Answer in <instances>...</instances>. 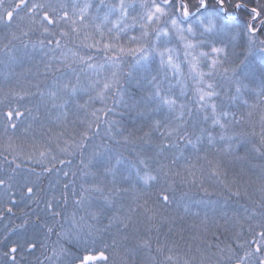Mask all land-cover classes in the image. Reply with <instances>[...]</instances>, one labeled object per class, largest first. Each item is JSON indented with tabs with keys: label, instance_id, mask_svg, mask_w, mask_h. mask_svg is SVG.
<instances>
[{
	"label": "snow or ice",
	"instance_id": "1",
	"mask_svg": "<svg viewBox=\"0 0 264 264\" xmlns=\"http://www.w3.org/2000/svg\"><path fill=\"white\" fill-rule=\"evenodd\" d=\"M0 67V264H264V0H0Z\"/></svg>",
	"mask_w": 264,
	"mask_h": 264
},
{
	"label": "trees",
	"instance_id": "2",
	"mask_svg": "<svg viewBox=\"0 0 264 264\" xmlns=\"http://www.w3.org/2000/svg\"><path fill=\"white\" fill-rule=\"evenodd\" d=\"M245 15V13L241 14V19H243V16ZM19 70V69H17ZM7 70L4 69L3 67H0V81L3 80L4 74ZM117 119H120L119 116L115 117ZM122 122L125 124L126 127H131L132 125V120L128 117L125 116L122 118ZM241 155H243V152L241 151L240 153ZM185 155H187V153H185ZM256 163H254V160L252 159L249 163L250 165H244V163H237L236 164H232L230 166V172L231 171H240L241 169H244L245 171H248L249 169L252 168V165L255 164H259L262 161L260 160V158H258L256 161ZM249 175H253L252 172L248 173ZM253 178H255L253 176ZM45 189L48 188V181L47 179H45L43 181V185H42ZM17 195H19V193L17 192ZM218 197H213V199H217ZM230 205L232 207H239V204H236L234 201H229ZM240 204H244L248 207H251V205L248 204L247 201L245 200H241ZM13 207V212L15 213V215H8L3 211L4 205L2 203H0V215H4V219L0 220V240H3V236L5 234L8 235L9 240L8 241H4V243H8L11 240L16 239V234L14 232L11 231V229L14 228V226L16 224H20L22 222V220L24 219V214L25 213H32L34 210L36 209V205L31 203V202H19L17 203V205H8ZM41 207H43V205H41ZM193 210H195V208H193ZM6 226H7V232H6ZM53 240L55 239V237L52 238ZM38 255V253H37ZM30 260H34L33 257H29Z\"/></svg>",
	"mask_w": 264,
	"mask_h": 264
},
{
	"label": "rangeland",
	"instance_id": "3",
	"mask_svg": "<svg viewBox=\"0 0 264 264\" xmlns=\"http://www.w3.org/2000/svg\"><path fill=\"white\" fill-rule=\"evenodd\" d=\"M257 159H258V157L256 159H253L254 160V163H256L255 161ZM236 163H237V161H233L232 164H236ZM238 163H244V165H250L249 160H240V161H238Z\"/></svg>",
	"mask_w": 264,
	"mask_h": 264
}]
</instances>
